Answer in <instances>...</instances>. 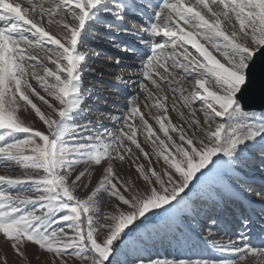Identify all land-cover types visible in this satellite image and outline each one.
<instances>
[{"label":"snow or ice","instance_id":"6c2138e0","mask_svg":"<svg viewBox=\"0 0 264 264\" xmlns=\"http://www.w3.org/2000/svg\"><path fill=\"white\" fill-rule=\"evenodd\" d=\"M256 173L264 0H0V264H264Z\"/></svg>","mask_w":264,"mask_h":264},{"label":"rangeland","instance_id":"374dc122","mask_svg":"<svg viewBox=\"0 0 264 264\" xmlns=\"http://www.w3.org/2000/svg\"><path fill=\"white\" fill-rule=\"evenodd\" d=\"M133 19H139V17H134ZM129 28L133 27L132 24L127 25ZM138 30V29H137ZM92 47L97 48L101 51V55L99 57H93V60H95L97 63L94 64V67L98 69L95 73H88L86 74V79H93L95 80L96 87L102 88L105 93V98L109 101V104H104L103 101H96L94 104L95 107H99L101 109H106L107 111L111 113H118L121 106L125 105L126 101L123 98H119L121 92L126 91L124 85H118L117 87H110V85L115 84V81L112 79V76L117 74L116 71H113L115 68L114 62L109 61L107 57L103 55L104 51H108L110 54L115 53V49H113L110 44H108L106 41H92L90 42ZM103 63L105 65H112V67H103L100 68V63ZM124 67V65H122ZM130 67H135V65L131 64V62H128V66L125 67L124 76L125 78H128L131 75V72L128 70ZM100 72H103L104 75L101 76ZM135 77H133L134 79ZM103 81V83H101ZM182 85L188 90L191 91V88L187 84L186 81H181ZM173 121L175 123H180V121L177 119L175 115H173ZM105 123H109L108 121H105ZM250 181L253 183V186L259 190L262 186H264V180L260 177L259 173H256L254 176L250 174ZM93 183H95V179L93 180ZM244 195H248V193H244ZM249 198L255 199L254 196H250ZM230 219V217H229ZM193 227H195V224L193 223ZM197 233L201 231L200 228H196ZM258 231V230H257ZM175 249L173 246L169 245L167 242L165 243H157L154 246H151L147 252H145L144 256L145 258H163V257H169L172 254L175 253Z\"/></svg>","mask_w":264,"mask_h":264},{"label":"water","instance_id":"95a60500","mask_svg":"<svg viewBox=\"0 0 264 264\" xmlns=\"http://www.w3.org/2000/svg\"><path fill=\"white\" fill-rule=\"evenodd\" d=\"M249 103L256 107V108H259V105H260V101H259V96L258 94L256 96H252L249 98Z\"/></svg>","mask_w":264,"mask_h":264}]
</instances>
